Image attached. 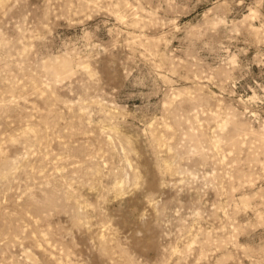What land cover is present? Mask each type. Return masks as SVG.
I'll return each mask as SVG.
<instances>
[{
	"label": "rangeland",
	"instance_id": "obj_1",
	"mask_svg": "<svg viewBox=\"0 0 264 264\" xmlns=\"http://www.w3.org/2000/svg\"><path fill=\"white\" fill-rule=\"evenodd\" d=\"M0 264H264V0H0Z\"/></svg>",
	"mask_w": 264,
	"mask_h": 264
}]
</instances>
